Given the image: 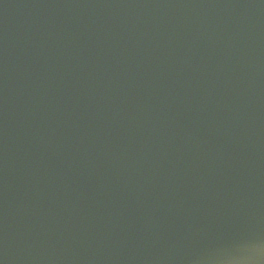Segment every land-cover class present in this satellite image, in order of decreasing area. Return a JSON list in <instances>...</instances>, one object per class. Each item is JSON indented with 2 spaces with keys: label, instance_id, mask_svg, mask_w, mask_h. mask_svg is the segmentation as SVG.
Segmentation results:
<instances>
[{
  "label": "water",
  "instance_id": "obj_1",
  "mask_svg": "<svg viewBox=\"0 0 264 264\" xmlns=\"http://www.w3.org/2000/svg\"><path fill=\"white\" fill-rule=\"evenodd\" d=\"M0 264H264V0H0Z\"/></svg>",
  "mask_w": 264,
  "mask_h": 264
}]
</instances>
